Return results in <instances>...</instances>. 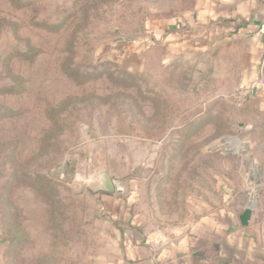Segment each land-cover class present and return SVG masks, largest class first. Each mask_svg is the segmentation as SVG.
Here are the masks:
<instances>
[{"label":"rangeland","instance_id":"rangeland-1","mask_svg":"<svg viewBox=\"0 0 264 264\" xmlns=\"http://www.w3.org/2000/svg\"><path fill=\"white\" fill-rule=\"evenodd\" d=\"M193 7L0 0V187L43 168L44 155L25 162L48 128L57 142L46 159L61 164L52 176L55 214L21 176L2 197L0 264H104L123 230L177 222L219 188L240 190L250 171L263 176L258 102L243 90L214 98L205 69L181 54L165 58V34ZM31 46L40 55L18 59Z\"/></svg>","mask_w":264,"mask_h":264},{"label":"crops","instance_id":"crops-1","mask_svg":"<svg viewBox=\"0 0 264 264\" xmlns=\"http://www.w3.org/2000/svg\"><path fill=\"white\" fill-rule=\"evenodd\" d=\"M170 28L164 37L166 60L187 57L198 72L202 68L210 75L214 98L243 90L264 114V0H194ZM249 174L240 190L219 188L212 203L180 215L182 220L149 231L123 230L104 264H264V172L259 184ZM247 203L251 216L241 225Z\"/></svg>","mask_w":264,"mask_h":264},{"label":"trees","instance_id":"trees-1","mask_svg":"<svg viewBox=\"0 0 264 264\" xmlns=\"http://www.w3.org/2000/svg\"><path fill=\"white\" fill-rule=\"evenodd\" d=\"M40 53H41L40 49L33 48L32 46L26 50L16 51V54L18 55V59H20L21 61H27L29 63H32L40 55ZM67 69H71V68L67 67ZM11 86H15V84ZM11 86H8V87H11ZM17 88L19 92L20 90L24 89L22 87V82L19 85H17ZM11 90H14V89H11ZM44 133L45 134L43 135L41 139V142H42V145L40 147L41 151L39 150L38 152H34L25 162L26 165H29L32 162L36 161L38 157H40V155L41 156L44 155V160L46 161L42 163L40 161V163L37 164V166H42L43 168L37 169L38 168L37 167V168H34L32 171L24 172L21 175L14 173L12 175L11 184L6 182L0 187V200H2V197H4L10 191V186L19 179V176L25 179L28 187L32 188L33 191L38 195H42L44 197L50 198V195L54 193V182L52 179V176L54 175L53 169L60 166L61 164L56 163V161H54L53 158L46 159L47 154H48L47 150H51L53 143H55V141L57 142V140H52V136H48L49 134L53 133L51 129L49 128L46 129ZM48 161L50 163H47ZM2 202L3 200L0 201L1 205H3ZM52 202L53 201L51 200V198L48 199V205L50 207L49 213L55 214L54 213L55 210L53 209ZM0 210H1L0 213L3 215V218L5 220L8 210H3V209H0ZM57 222H58V219H57ZM5 225H7V222L5 223V221H3V225H2L3 232H5ZM22 237H23V232L20 226L17 225L16 223L14 227V231L12 233L11 241L13 244L19 245L21 243Z\"/></svg>","mask_w":264,"mask_h":264},{"label":"water","instance_id":"water-1","mask_svg":"<svg viewBox=\"0 0 264 264\" xmlns=\"http://www.w3.org/2000/svg\"><path fill=\"white\" fill-rule=\"evenodd\" d=\"M258 172L255 170L254 171V176L252 175V178L255 180V182L257 184H259L261 181L258 179ZM251 205L249 203H247V205L245 206V208L243 209L242 213L239 216V220L241 225H246L250 219L251 216Z\"/></svg>","mask_w":264,"mask_h":264},{"label":"built area","instance_id":"built-area-1","mask_svg":"<svg viewBox=\"0 0 264 264\" xmlns=\"http://www.w3.org/2000/svg\"><path fill=\"white\" fill-rule=\"evenodd\" d=\"M260 66L264 67V51L261 52L260 54ZM263 83V79H259L258 80V84H262Z\"/></svg>","mask_w":264,"mask_h":264}]
</instances>
